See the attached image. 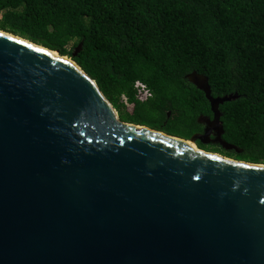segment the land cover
<instances>
[{
	"label": "water",
	"instance_id": "1",
	"mask_svg": "<svg viewBox=\"0 0 264 264\" xmlns=\"http://www.w3.org/2000/svg\"><path fill=\"white\" fill-rule=\"evenodd\" d=\"M120 117L75 60L0 29V264H264V163Z\"/></svg>",
	"mask_w": 264,
	"mask_h": 264
},
{
	"label": "trees",
	"instance_id": "2",
	"mask_svg": "<svg viewBox=\"0 0 264 264\" xmlns=\"http://www.w3.org/2000/svg\"><path fill=\"white\" fill-rule=\"evenodd\" d=\"M0 29L75 60L123 120L185 139L213 117L187 78L207 75L212 96L238 94L220 105L236 148L197 145L264 163V0H0Z\"/></svg>",
	"mask_w": 264,
	"mask_h": 264
},
{
	"label": "flooded vegetation",
	"instance_id": "3",
	"mask_svg": "<svg viewBox=\"0 0 264 264\" xmlns=\"http://www.w3.org/2000/svg\"><path fill=\"white\" fill-rule=\"evenodd\" d=\"M207 117H209V116H207ZM203 123H204V130H203V133H204V132H207V130L209 129V126H208L207 122H203ZM210 130H211L210 131V137L208 139L210 140V142H212V140L216 137L218 130H216L215 128H212L211 126H210ZM222 135H223V133H222ZM213 143H218V142H213Z\"/></svg>",
	"mask_w": 264,
	"mask_h": 264
},
{
	"label": "built area",
	"instance_id": "4",
	"mask_svg": "<svg viewBox=\"0 0 264 264\" xmlns=\"http://www.w3.org/2000/svg\"><path fill=\"white\" fill-rule=\"evenodd\" d=\"M136 86L140 89V91L142 92L143 96H147L149 94L148 90L146 89V86L143 83L137 82Z\"/></svg>",
	"mask_w": 264,
	"mask_h": 264
},
{
	"label": "rangeland",
	"instance_id": "5",
	"mask_svg": "<svg viewBox=\"0 0 264 264\" xmlns=\"http://www.w3.org/2000/svg\"><path fill=\"white\" fill-rule=\"evenodd\" d=\"M196 147H198L199 148V146L196 144Z\"/></svg>",
	"mask_w": 264,
	"mask_h": 264
}]
</instances>
